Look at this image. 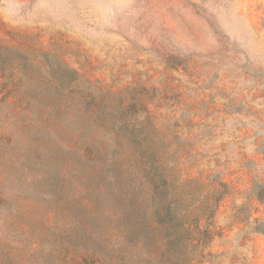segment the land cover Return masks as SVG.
<instances>
[{
    "label": "rangeland",
    "instance_id": "obj_1",
    "mask_svg": "<svg viewBox=\"0 0 264 264\" xmlns=\"http://www.w3.org/2000/svg\"><path fill=\"white\" fill-rule=\"evenodd\" d=\"M262 221L264 0H0V264H264Z\"/></svg>",
    "mask_w": 264,
    "mask_h": 264
},
{
    "label": "trees",
    "instance_id": "obj_2",
    "mask_svg": "<svg viewBox=\"0 0 264 264\" xmlns=\"http://www.w3.org/2000/svg\"><path fill=\"white\" fill-rule=\"evenodd\" d=\"M156 190H157V188H156ZM124 192L126 194H128L126 191H124ZM151 198H152L151 200L157 199L155 195H152ZM148 200H150V199H148ZM153 203L156 205L157 200H155ZM155 214L156 215L163 214L165 219L168 218V217H170V219H171L173 217V215H174V212H173V210L170 209V206H166L165 205V206H163V209H160L157 206L156 209L154 210V215ZM179 226H180V224H178V222H177V228L178 229H179ZM254 229L256 231H258V232L264 233V221H262V222H256V225H255Z\"/></svg>",
    "mask_w": 264,
    "mask_h": 264
}]
</instances>
